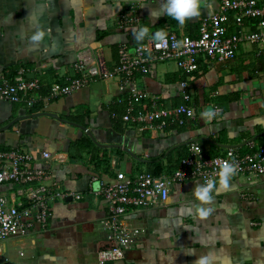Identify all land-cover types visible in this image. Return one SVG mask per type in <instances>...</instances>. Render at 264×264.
Here are the masks:
<instances>
[{
  "label": "crops",
  "instance_id": "1",
  "mask_svg": "<svg viewBox=\"0 0 264 264\" xmlns=\"http://www.w3.org/2000/svg\"><path fill=\"white\" fill-rule=\"evenodd\" d=\"M220 2L197 0V15L181 24L163 12L164 0H0V80L24 70L26 77L44 83L46 92L76 74L80 53L111 69L121 43L141 40L133 28L116 24L130 6L142 16L144 42L170 29L196 37L201 17L217 11ZM263 63L256 47L246 44L230 61L201 57L190 78L175 61L154 64L140 77V87L169 107L182 102L181 81L188 78L196 107L194 119L164 132L140 131L112 116L124 105L118 101V78L34 106L0 99V129L22 117L0 130V149L31 153L28 166L50 170L63 189L82 195L54 200L47 228L0 241V264H198L205 256L209 264H264V175L247 178L232 172L227 186L222 179L217 182L210 202L195 194L204 185L201 179L173 185L165 203L132 210L131 220L144 234L124 259L105 263L100 251L109 246L102 226L107 204L95 193L93 181L156 167L170 173L195 142L210 156L229 147L247 150L252 140L262 143ZM215 104L223 112L215 113ZM42 111L50 114L32 116ZM81 140L84 145L75 147ZM46 151L50 158L44 157ZM19 187L2 184L0 194Z\"/></svg>",
  "mask_w": 264,
  "mask_h": 264
},
{
  "label": "built area",
  "instance_id": "2",
  "mask_svg": "<svg viewBox=\"0 0 264 264\" xmlns=\"http://www.w3.org/2000/svg\"><path fill=\"white\" fill-rule=\"evenodd\" d=\"M141 14L138 7L130 6L116 18L122 29H139ZM256 47V55L264 58V0H221L214 13L200 19L199 33L189 34L167 30L159 37L144 42H123L119 45V58L111 68L91 63L82 53L75 63L76 74L66 76L64 82H55L45 92L44 83L26 77L21 70L14 77L2 76L0 99L34 106L56 99L92 85L96 81L118 78V89L125 108L121 120L140 131L164 132L173 126L186 125L196 117L193 90L190 81H181L183 100L178 105H159V96L139 85L140 77L160 62L175 61L180 71L191 77L199 70L201 57L226 62L237 57L243 45ZM260 72V71H257ZM214 112L223 108L214 105ZM114 118L119 114L114 112ZM249 149L229 147L214 156L207 155L199 143H192L189 154L179 160L170 173L155 175L143 170L135 175L118 172L113 180L94 177V191L107 204L102 226L107 231L109 246L100 251L105 262L124 259L144 234L145 229L135 225L132 210L165 203L173 185L190 179H201L212 189L222 179L221 173L231 166L237 175L256 178L264 175V140L257 144L249 141ZM45 158L51 153L44 152ZM33 155L20 148L0 149V185L19 184L10 195L0 194V241L11 237L28 236L37 227L47 228L51 216V203L56 199L82 195L63 189L46 168L28 166Z\"/></svg>",
  "mask_w": 264,
  "mask_h": 264
},
{
  "label": "clouds",
  "instance_id": "3",
  "mask_svg": "<svg viewBox=\"0 0 264 264\" xmlns=\"http://www.w3.org/2000/svg\"><path fill=\"white\" fill-rule=\"evenodd\" d=\"M162 10L166 15L171 16L177 22L183 24L187 19L193 18L197 15V0H164ZM133 35L137 40L143 39L144 36L147 35V29H133ZM232 172L233 169L231 166H226L222 170L221 176L225 186L228 185ZM195 194L200 200L212 201L211 182L210 185L198 186ZM209 260V256L201 257L198 264H209Z\"/></svg>",
  "mask_w": 264,
  "mask_h": 264
},
{
  "label": "water",
  "instance_id": "4",
  "mask_svg": "<svg viewBox=\"0 0 264 264\" xmlns=\"http://www.w3.org/2000/svg\"><path fill=\"white\" fill-rule=\"evenodd\" d=\"M102 82L101 81H98L97 84L100 86ZM50 114L49 112H46V111H42V112H39L37 114H34L32 116H43V115H48ZM22 118V117H21ZM19 118V119H21ZM59 118V117H57ZM19 119H15V121H18ZM60 120H63L65 122H68L69 124H73V125H76V126H79V127H82L83 129L87 130V127L86 126H83V125H80L78 123H75V122H72L70 120H66V119H63V118H60ZM15 121H12L11 123H9L8 125H6L5 127H3L2 129L0 130H6L7 128H9ZM90 134H91V131H88Z\"/></svg>",
  "mask_w": 264,
  "mask_h": 264
},
{
  "label": "trees",
  "instance_id": "5",
  "mask_svg": "<svg viewBox=\"0 0 264 264\" xmlns=\"http://www.w3.org/2000/svg\"><path fill=\"white\" fill-rule=\"evenodd\" d=\"M143 40L141 39L140 41H138V42H142ZM260 59H264L263 57L262 58H260ZM263 65H264V63H263ZM124 108H125V104L123 105V109L121 110V112H119V111H115V112H119L118 114L120 115L119 116V119H118V121L120 122V121H122L121 120V115H122V113H123V111H124ZM184 125H182V126H173V127H183ZM171 128V127H170ZM85 142V140H81V141H77L76 142V146L75 147H78L79 146V144L81 143H84ZM89 144V143H88ZM82 145H84V144H82ZM149 171H151L152 173H154L155 175H160V174H162V172H161V169L160 168H157L156 167V169H154V170H149ZM173 171V170H172Z\"/></svg>",
  "mask_w": 264,
  "mask_h": 264
},
{
  "label": "bare ground",
  "instance_id": "6",
  "mask_svg": "<svg viewBox=\"0 0 264 264\" xmlns=\"http://www.w3.org/2000/svg\"><path fill=\"white\" fill-rule=\"evenodd\" d=\"M96 82H98V81H96Z\"/></svg>",
  "mask_w": 264,
  "mask_h": 264
}]
</instances>
